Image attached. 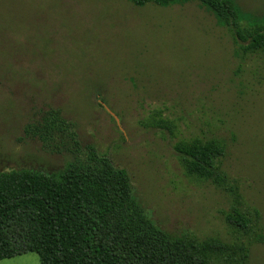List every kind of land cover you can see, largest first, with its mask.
<instances>
[{"label":"rangeland","instance_id":"rangeland-1","mask_svg":"<svg viewBox=\"0 0 264 264\" xmlns=\"http://www.w3.org/2000/svg\"><path fill=\"white\" fill-rule=\"evenodd\" d=\"M236 2L264 18V0ZM50 108L128 170L167 231L229 239L223 213L234 205L259 209L264 226V55L238 51L196 3L0 0V171H55L72 159L25 134ZM212 137L227 145L222 188L188 176L174 148ZM0 264L42 261L27 252ZM251 264H264V243L253 245Z\"/></svg>","mask_w":264,"mask_h":264},{"label":"trees","instance_id":"trees-1","mask_svg":"<svg viewBox=\"0 0 264 264\" xmlns=\"http://www.w3.org/2000/svg\"><path fill=\"white\" fill-rule=\"evenodd\" d=\"M167 8L196 3L232 33L238 51L264 55V18L244 12L236 0H129ZM45 149L72 159L63 168L0 171V260L38 252L42 264H251L264 243L259 209L234 205L223 213L228 237L175 235L159 226L136 195L127 169L84 145L75 121L58 108L25 126ZM185 173L222 188L226 142L181 139L174 144ZM231 188V187H229ZM240 202L241 195L233 191Z\"/></svg>","mask_w":264,"mask_h":264}]
</instances>
